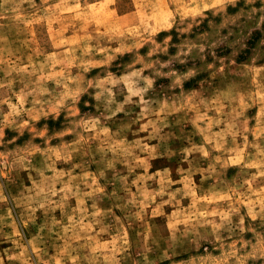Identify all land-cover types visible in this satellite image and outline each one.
<instances>
[{"label": "rangeland", "instance_id": "rangeland-1", "mask_svg": "<svg viewBox=\"0 0 264 264\" xmlns=\"http://www.w3.org/2000/svg\"><path fill=\"white\" fill-rule=\"evenodd\" d=\"M0 264H264V0H0Z\"/></svg>", "mask_w": 264, "mask_h": 264}]
</instances>
